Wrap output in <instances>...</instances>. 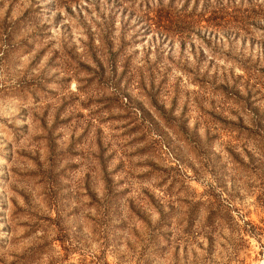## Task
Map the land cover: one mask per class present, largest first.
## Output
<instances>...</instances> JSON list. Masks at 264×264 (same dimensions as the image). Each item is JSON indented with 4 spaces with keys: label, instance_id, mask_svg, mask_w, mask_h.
<instances>
[{
    "label": "rangeland",
    "instance_id": "rangeland-1",
    "mask_svg": "<svg viewBox=\"0 0 264 264\" xmlns=\"http://www.w3.org/2000/svg\"><path fill=\"white\" fill-rule=\"evenodd\" d=\"M218 1L0 0V264H264V0Z\"/></svg>",
    "mask_w": 264,
    "mask_h": 264
},
{
    "label": "trees",
    "instance_id": "trees-1",
    "mask_svg": "<svg viewBox=\"0 0 264 264\" xmlns=\"http://www.w3.org/2000/svg\"><path fill=\"white\" fill-rule=\"evenodd\" d=\"M220 1L216 0V3H218L219 5L221 3H219ZM146 6L149 7V4L146 3ZM159 10H161V5L160 4H157V7L155 8V13L158 12ZM152 19H154V16H152Z\"/></svg>",
    "mask_w": 264,
    "mask_h": 264
}]
</instances>
